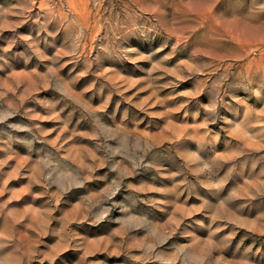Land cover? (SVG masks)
Here are the masks:
<instances>
[{
  "label": "rangeland",
  "instance_id": "rangeland-1",
  "mask_svg": "<svg viewBox=\"0 0 264 264\" xmlns=\"http://www.w3.org/2000/svg\"><path fill=\"white\" fill-rule=\"evenodd\" d=\"M0 264H264V0H0Z\"/></svg>",
  "mask_w": 264,
  "mask_h": 264
}]
</instances>
